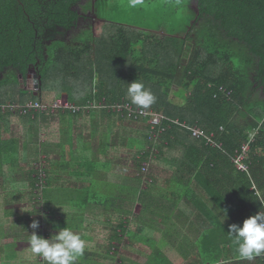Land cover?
<instances>
[{"label":"trees","instance_id":"obj_1","mask_svg":"<svg viewBox=\"0 0 264 264\" xmlns=\"http://www.w3.org/2000/svg\"><path fill=\"white\" fill-rule=\"evenodd\" d=\"M80 1L0 0V101L10 94L12 100L25 102L31 93L21 88L20 74L25 78L31 63L37 64L41 76L38 92L41 95L44 89L60 88L45 82L55 72L64 77L78 76L81 63L90 61L93 51L95 70L85 79L92 85L95 80L96 93L91 95L98 101H89L132 104L127 97L128 85L135 80L143 82L156 96V102L149 109L186 122L190 127L197 125L208 133H215V139L222 144V148L207 144L204 138L194 137L189 128L165 121L166 129L157 142L147 176L154 166L165 167L183 175L190 185L189 180L196 175V181L206 187V176L214 175L215 180L207 187L218 188L216 198L211 197L217 207V222H213L217 226V254L214 259L202 260V251L195 249L201 264H220L223 258L242 260L229 239V225L242 226L246 218L264 211L261 203L264 200V98L260 95V91L264 93V0H196L197 13L190 8L192 0H147L153 11H161L153 17L156 26L153 21L151 25L146 22L144 28L149 31L105 21L103 10L109 0H101L93 3L101 6V22L95 24L94 44L72 46L57 39V29L70 31L75 26L81 15L74 7ZM89 7L92 2L86 8ZM181 65L182 86L173 92ZM5 69L6 74L1 75ZM61 91H57L58 97L65 89ZM171 94L185 102H175ZM84 101L79 105L89 104L88 100ZM84 111L70 113L76 117ZM140 121L146 123L147 118ZM149 127L146 123V137L138 152H141L140 170L144 154L145 157L150 154L145 150V144H151ZM255 129L257 133L245 160L250 168L248 174L238 170L231 156L238 155ZM33 173L34 188L38 192L35 166ZM224 186L229 192H225ZM38 202L43 204V197ZM144 216H116V228L120 231L110 229L112 234L108 240L121 241L127 234L134 235L130 231V224L134 223H141L143 227L134 237L146 238V241L153 235L160 237L162 231L156 229L160 234L153 230L149 236L150 231L145 228L156 219L151 217L147 221ZM227 244L231 247L226 248ZM116 249L115 245L106 248L104 258L114 259V264L116 257L123 263L135 262L124 254L112 255ZM151 251L157 257L143 264H163L162 257L171 261L163 248L155 247ZM259 257L264 264V256ZM5 260L0 263H7Z\"/></svg>","mask_w":264,"mask_h":264},{"label":"crops","instance_id":"obj_2","mask_svg":"<svg viewBox=\"0 0 264 264\" xmlns=\"http://www.w3.org/2000/svg\"><path fill=\"white\" fill-rule=\"evenodd\" d=\"M183 73L181 65L175 92L182 86ZM24 87L21 82L23 90ZM76 87L79 91L74 95L64 92L57 97L56 87L44 89L39 95L40 88H34L33 84L34 90L27 92L37 96L35 99L0 101V256L11 258L14 263L26 253L32 256L31 263L46 264L42 257L31 252L30 235L35 231L37 235L50 238L59 229L70 227L86 244L76 264H114V259L104 258L103 254L106 244L109 248L118 245V240L103 237L107 243L101 254V227L108 232L110 229L120 231L116 228V216L144 214L145 220L155 217V223L161 224V246L170 259L173 257L171 247L175 246L193 248L187 254L183 251L186 261L181 264H201L195 248L201 251L202 246L208 248L209 259H214L218 250L217 226L213 224L217 222V207L211 197L216 198L218 188L207 185L215 176H206L208 193L206 187L196 181V175L194 182L189 180L190 185L183 175L165 167L154 166L151 174L142 176L138 161L141 152H138L147 132L144 121L101 107L90 108L76 117L66 109L21 114L6 107L9 103L37 100L50 103L61 97L75 105L97 99L91 95V92L96 93L95 80L92 85L82 79ZM172 97L175 102H185L174 94ZM148 146L145 144V150ZM145 150L143 147L142 151ZM42 155L46 158L48 172L43 192L45 212L38 202L40 194L34 188L33 173ZM224 190L227 193L230 189L224 186ZM101 202L107 203L101 205ZM136 207L139 212L134 214ZM33 221L39 223L37 229H32ZM175 233H179L178 240H172ZM134 255L131 252L125 256L134 261ZM116 258L115 264L123 263ZM220 264H263V259L259 256L252 261L223 258Z\"/></svg>","mask_w":264,"mask_h":264},{"label":"rangeland","instance_id":"obj_3","mask_svg":"<svg viewBox=\"0 0 264 264\" xmlns=\"http://www.w3.org/2000/svg\"><path fill=\"white\" fill-rule=\"evenodd\" d=\"M97 1H101V0H81L77 5H75L74 9L80 13L81 15L80 18L76 22L75 26L70 29V31L69 30L65 31L63 28L59 27L57 29L58 30L57 39L61 40L62 38H64L66 40V43L72 46H76L81 43L83 44V46L90 44V43L94 44L95 24L98 22H101V17L99 14V11L101 12V6L97 4L95 5L93 4V3H96ZM89 2H92V7L86 8L88 7ZM147 2H148L147 0H144V4L142 6H138L135 9H131L127 6V0H109L104 5L105 8L103 10L104 13H106V17H107L105 21L122 23V24L128 25L129 27H143L144 28L146 27L147 21H148V24L151 25L152 24L151 21L154 22L153 17H155L161 11H157L156 13L155 11L151 9V7L148 6ZM170 5H172V3ZM139 7H145V8L137 10ZM190 8L194 12L197 13L196 0H192L190 4ZM153 25L156 26L155 22ZM92 54H93V57L90 60L91 62L87 61L85 63H81L80 74L78 76L64 77L60 75L59 73L55 72L53 78H51L50 81H45L47 82L46 85L56 84L60 86V88H57V91H61V89H65V92H70V93L73 92L72 95H74V93L79 91V88L76 87V84H78V82L82 79L87 80L85 78H88V76H90L92 71L95 70V52L93 51ZM86 59H87V56H86ZM75 71H78V70L75 69ZM73 82L75 86L74 85L72 86ZM175 83L176 82H174L172 86L173 92H175L174 91ZM22 84H25V87H24L25 92L34 90L33 88L34 83L32 80H22ZM59 95L60 94H57V97ZM171 95L173 96V94ZM260 95L261 97L264 98L263 92L260 91ZM33 98H34L33 94H29V97H27L25 101L31 100ZM7 99L12 100V98L10 97V94H7L5 97H2L3 101ZM17 101H20V100L17 99ZM42 206L44 205L42 204ZM42 209H43L42 212H45V206L42 207ZM133 212L134 214H137L139 212L138 207H136ZM139 224L138 223H134L133 225L130 224V228H131L130 231L131 230L134 231L135 232L134 235H138L139 230L143 228L142 225H139ZM102 228L103 227H101V254H103L105 242L107 243V241H105L103 237L107 238L110 234H112L110 231L109 232L104 231ZM145 229L150 231L148 233L149 236L153 235L152 234L153 230L162 231L160 223H154L153 225L151 226L149 225V227ZM87 233L89 232H86V234ZM156 233L160 234V232L158 231H156ZM134 235L127 234L126 236L122 237V241H118L119 244L115 242V244H118V245H115L117 247L116 249L117 254L115 252V255L118 256L119 253L120 255L121 254L126 255V254H130L131 252H133L135 253L134 255L135 262L133 264H143L148 260H154L157 257V254L151 253L152 252L151 250L152 248H155V247H159L160 249L162 248L161 236L157 237V235H155L154 237L153 235L151 237L152 239H149L148 241H146V238H142V237L136 238L134 237ZM178 238H179V233H175V237H172V240H178ZM156 240H157V244H156ZM106 245L108 247V244ZM171 249H173L174 251L171 261L167 262L165 258L162 257L163 264H181L183 263V261H186L185 258H183V251L185 254H187L188 250H191V251L193 250V248H179V246L171 247ZM201 251L203 253L201 254L202 260L209 258V256L211 255L206 247L202 246ZM22 252L24 251H21L20 253ZM25 254L26 253H23L22 257L17 259V261L14 263L11 262L12 261L10 260L11 258L9 259L7 257L5 258V257L0 256V262H2L5 259H6L5 262L7 261V263H0V264H33L31 263L32 259H30L32 258V256H29V254L27 255ZM90 260L92 261L93 257H91ZM34 264H37V262H35ZM120 264H127V263L124 262Z\"/></svg>","mask_w":264,"mask_h":264},{"label":"clouds","instance_id":"obj_4","mask_svg":"<svg viewBox=\"0 0 264 264\" xmlns=\"http://www.w3.org/2000/svg\"><path fill=\"white\" fill-rule=\"evenodd\" d=\"M143 4L144 0H127V6L131 9ZM127 97L141 110L149 109L156 102L151 89L139 80L129 83ZM261 203L264 204V200ZM31 227L37 229L39 223L33 221ZM228 236L241 259L252 261L264 254V211L246 218L242 226L236 223L229 225ZM29 244L31 252L42 257L46 264H76L86 247L82 236L70 227L59 229L50 238L33 231Z\"/></svg>","mask_w":264,"mask_h":264},{"label":"built area","instance_id":"obj_5","mask_svg":"<svg viewBox=\"0 0 264 264\" xmlns=\"http://www.w3.org/2000/svg\"><path fill=\"white\" fill-rule=\"evenodd\" d=\"M6 107L10 108L11 110H18L21 114H29L31 112H45V111H57L60 109H66L69 111H72L74 113L78 112L82 109H90L93 107H103L106 109H109L114 112H118L123 116H127L134 120H142L144 118H147V125L149 127L150 132V140L151 144L148 146V154L145 157L143 163L141 166V174L143 176H147V173L150 170V167L152 166V158L154 153L157 152V142L161 138V135L163 134L166 127L164 126L165 121H171L175 124H180L184 127L189 128V130L192 132V135L196 138H204L207 141V144H211L213 146H218L219 148H222V144L219 143L215 139V133H208L201 127L195 125L190 127L186 124V122H180L178 119H173L167 116L166 114L162 112H156L152 109H145L141 110L138 107L133 106L132 104L128 102H122V103H116V104H106L105 101H102L100 103L98 102H89L88 105H75L71 104V102L65 98L61 97L53 102H42L40 100L37 101H30L24 104H17V103H9L6 105ZM257 133V129L251 131L249 133V139L247 142H245L242 145V149L238 152V155L231 156L232 161L236 164V167L238 170L246 172L250 174V168L248 163H246L247 154L250 149V144L254 140L255 135ZM35 168L37 170V186H38V193L41 197H43V192L47 184V161L45 156H39L38 161L35 163ZM253 188L256 189L254 186ZM264 256V254H262Z\"/></svg>","mask_w":264,"mask_h":264},{"label":"flooded vegetation","instance_id":"obj_6","mask_svg":"<svg viewBox=\"0 0 264 264\" xmlns=\"http://www.w3.org/2000/svg\"><path fill=\"white\" fill-rule=\"evenodd\" d=\"M61 40H65V39L62 38ZM37 69H38L37 64L31 63L29 68H28V71H27V74H26L25 78H22V80H32L33 83H34L35 75H36V73H38ZM32 70H35L34 71L35 73H33ZM3 74H6V69L2 72L1 75H3Z\"/></svg>","mask_w":264,"mask_h":264},{"label":"water","instance_id":"obj_7","mask_svg":"<svg viewBox=\"0 0 264 264\" xmlns=\"http://www.w3.org/2000/svg\"><path fill=\"white\" fill-rule=\"evenodd\" d=\"M34 71L35 70H32L33 73H35ZM22 78H23V76L20 75V81L21 82H22ZM40 85H41V76L38 73H36L35 80H34V88L38 89L40 87Z\"/></svg>","mask_w":264,"mask_h":264}]
</instances>
